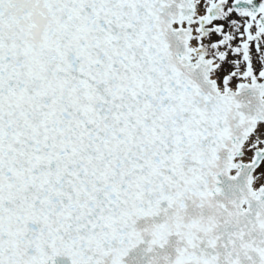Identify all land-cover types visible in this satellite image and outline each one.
Returning a JSON list of instances; mask_svg holds the SVG:
<instances>
[{"label":"snow or ice","instance_id":"6c2138e0","mask_svg":"<svg viewBox=\"0 0 264 264\" xmlns=\"http://www.w3.org/2000/svg\"><path fill=\"white\" fill-rule=\"evenodd\" d=\"M0 264H264V0H0Z\"/></svg>","mask_w":264,"mask_h":264}]
</instances>
